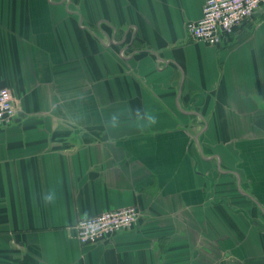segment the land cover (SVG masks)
Wrapping results in <instances>:
<instances>
[{"label":"crops","instance_id":"crops-1","mask_svg":"<svg viewBox=\"0 0 264 264\" xmlns=\"http://www.w3.org/2000/svg\"><path fill=\"white\" fill-rule=\"evenodd\" d=\"M206 1L0 0V264H264V4L212 45Z\"/></svg>","mask_w":264,"mask_h":264},{"label":"built area","instance_id":"built-area-1","mask_svg":"<svg viewBox=\"0 0 264 264\" xmlns=\"http://www.w3.org/2000/svg\"><path fill=\"white\" fill-rule=\"evenodd\" d=\"M264 4V0H207L203 15L186 24L192 39L220 45L225 36L234 34ZM9 87H0V128L12 124L17 115L16 99ZM137 206L105 210L90 217L79 218L76 228L81 244L112 239L117 233L137 224Z\"/></svg>","mask_w":264,"mask_h":264},{"label":"clouds","instance_id":"clouds-1","mask_svg":"<svg viewBox=\"0 0 264 264\" xmlns=\"http://www.w3.org/2000/svg\"><path fill=\"white\" fill-rule=\"evenodd\" d=\"M55 196H54V193H45L42 197L43 201L45 203H51L53 200H54Z\"/></svg>","mask_w":264,"mask_h":264}]
</instances>
